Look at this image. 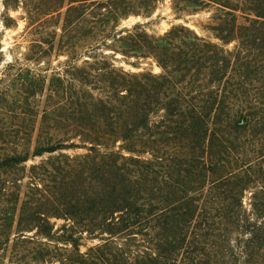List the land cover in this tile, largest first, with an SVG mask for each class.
Returning <instances> with one entry per match:
<instances>
[{
	"label": "trees",
	"instance_id": "1",
	"mask_svg": "<svg viewBox=\"0 0 264 264\" xmlns=\"http://www.w3.org/2000/svg\"><path fill=\"white\" fill-rule=\"evenodd\" d=\"M86 1L67 0L61 69L0 73V264H264V0H171L177 17L213 5L217 41L110 23L157 0Z\"/></svg>",
	"mask_w": 264,
	"mask_h": 264
},
{
	"label": "rangeland",
	"instance_id": "2",
	"mask_svg": "<svg viewBox=\"0 0 264 264\" xmlns=\"http://www.w3.org/2000/svg\"><path fill=\"white\" fill-rule=\"evenodd\" d=\"M105 0H88L85 5L89 9H94L97 3ZM27 3L18 2L16 0H0V73L6 79L7 83L11 76L16 72L17 67L21 69L30 68L31 70L40 73L41 75H50L55 69H61L62 63L67 59L63 52V48H59L60 41L58 34L61 33L60 26L62 23V16L66 9L67 0L63 7H59L58 0H27ZM6 4V7H4ZM28 10V13L26 12ZM49 13L47 14V12ZM215 11L213 5H209L197 11L196 13L182 12L181 16L177 17L173 8L171 0H157L155 9L150 16L142 15H128L127 17L119 18L115 22L116 31L124 27H130L132 24L139 22L145 26V29L150 34H162L171 25L185 24L193 28L198 34L212 40L217 41L212 33L204 28L207 25L209 17ZM32 12V14H29ZM47 37L49 44H43L47 49L45 54L38 61H33L30 58L33 51L36 53L37 48L30 47L32 42L39 43L40 39ZM44 39V38H43ZM46 39V38H45ZM94 40L90 37L84 38L82 42H78V47H84L79 50L78 64L82 63V59H86L87 45H93ZM50 45V46H49ZM104 53L113 55V64L115 67L122 68L129 72H139L145 69H151L154 73L160 71L159 66L151 59H134L133 57L125 58L120 53H113L105 49ZM7 64H12L11 68L6 69ZM10 78V79H9ZM17 85L12 89V92ZM44 96H36V99L43 100ZM0 109V118L6 122L12 121ZM84 149L68 150L67 153H83ZM48 154L40 157H35L33 160H28L27 165L36 163L45 159ZM54 224L53 229L59 228L64 222L62 219L52 218ZM97 241H85L84 246H81L82 251L85 247L92 245ZM7 263V256L4 260Z\"/></svg>",
	"mask_w": 264,
	"mask_h": 264
}]
</instances>
